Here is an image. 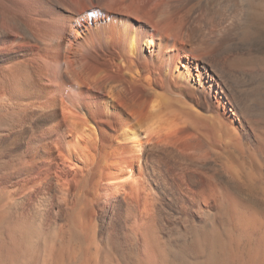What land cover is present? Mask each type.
I'll return each mask as SVG.
<instances>
[{
  "label": "bare ground",
  "instance_id": "obj_1",
  "mask_svg": "<svg viewBox=\"0 0 264 264\" xmlns=\"http://www.w3.org/2000/svg\"><path fill=\"white\" fill-rule=\"evenodd\" d=\"M262 24L264 0H0V264H264L220 178L264 195Z\"/></svg>",
  "mask_w": 264,
  "mask_h": 264
},
{
  "label": "rangeland",
  "instance_id": "obj_2",
  "mask_svg": "<svg viewBox=\"0 0 264 264\" xmlns=\"http://www.w3.org/2000/svg\"><path fill=\"white\" fill-rule=\"evenodd\" d=\"M259 0H253V2H257ZM255 36L252 40V43L249 47L250 55L253 58H259L256 60L264 61V24L255 28ZM257 31V32H256ZM255 56V57H254ZM220 178L243 200L248 202L251 206L255 207L258 211L264 214V195L259 191V189L249 188L246 185H242L240 183H235L228 180L223 174ZM245 186V187H244ZM172 262V263H171ZM169 264H179L175 261H171Z\"/></svg>",
  "mask_w": 264,
  "mask_h": 264
}]
</instances>
